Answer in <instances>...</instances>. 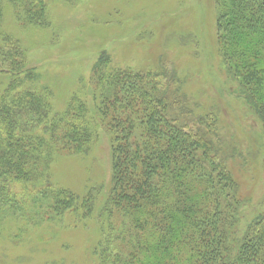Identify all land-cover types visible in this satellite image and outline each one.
I'll use <instances>...</instances> for the list:
<instances>
[{
	"label": "trees",
	"instance_id": "trees-1",
	"mask_svg": "<svg viewBox=\"0 0 264 264\" xmlns=\"http://www.w3.org/2000/svg\"><path fill=\"white\" fill-rule=\"evenodd\" d=\"M6 2L20 23L48 25L44 0H0V30ZM218 2L220 53L264 125V0ZM0 37V59L17 75L0 103V224L24 213L12 184L48 179L58 155L88 153L97 139L88 120L99 117L115 131L106 208L121 226L117 251L104 250L100 264H264V212L239 238L242 197L214 142L170 114L185 105L178 76L168 71L162 87L158 72L108 68L103 52L91 77L94 104L72 97L54 116L45 97L21 89L33 80L24 50ZM47 192L51 215L92 211L91 192L81 201L64 188Z\"/></svg>",
	"mask_w": 264,
	"mask_h": 264
},
{
	"label": "rangeland",
	"instance_id": "rangeland-1",
	"mask_svg": "<svg viewBox=\"0 0 264 264\" xmlns=\"http://www.w3.org/2000/svg\"><path fill=\"white\" fill-rule=\"evenodd\" d=\"M44 1L48 25L41 27L20 23L5 4L0 32L24 50L32 71L33 80L21 89L45 97L60 116L72 97L94 104L91 77L103 52L108 68L158 72L162 87L170 80L166 73L173 72L185 105H173L170 114L214 142L242 197V238L264 212V125L220 53L219 0ZM16 76L0 59V103ZM88 121L97 133L88 153L58 155L48 179L12 184L25 207L21 217L0 224V264H100L104 250L117 251L120 218L106 208L115 131L109 120ZM48 188L70 190L79 201L91 192L90 215L83 208L51 215Z\"/></svg>",
	"mask_w": 264,
	"mask_h": 264
}]
</instances>
